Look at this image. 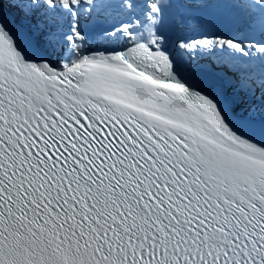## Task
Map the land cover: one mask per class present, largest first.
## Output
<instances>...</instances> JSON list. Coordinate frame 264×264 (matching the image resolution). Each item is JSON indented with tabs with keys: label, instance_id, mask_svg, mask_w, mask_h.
Listing matches in <instances>:
<instances>
[{
	"label": "snow or ice",
	"instance_id": "obj_1",
	"mask_svg": "<svg viewBox=\"0 0 264 264\" xmlns=\"http://www.w3.org/2000/svg\"><path fill=\"white\" fill-rule=\"evenodd\" d=\"M0 264H264V0H0Z\"/></svg>",
	"mask_w": 264,
	"mask_h": 264
}]
</instances>
